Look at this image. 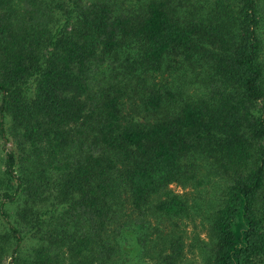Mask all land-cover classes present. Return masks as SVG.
<instances>
[{
	"label": "trees",
	"instance_id": "1",
	"mask_svg": "<svg viewBox=\"0 0 264 264\" xmlns=\"http://www.w3.org/2000/svg\"><path fill=\"white\" fill-rule=\"evenodd\" d=\"M261 3L0 0V264H264Z\"/></svg>",
	"mask_w": 264,
	"mask_h": 264
},
{
	"label": "rangeland",
	"instance_id": "2",
	"mask_svg": "<svg viewBox=\"0 0 264 264\" xmlns=\"http://www.w3.org/2000/svg\"><path fill=\"white\" fill-rule=\"evenodd\" d=\"M262 11V29H261V57L264 60V3L260 4ZM196 181H204L201 180V178L196 177L194 181H188V184L182 186L181 184L172 183L169 185V188L177 194H185L188 198L189 202H192L193 195L199 194V198L196 199L195 202H192L194 204V214H189V216L186 218V220H182L181 228L182 231L181 234L184 239V243H186V247L184 249V258L186 260L188 259V263L192 264H200L197 257H195V251L191 250L188 247L189 243H192L193 237H198L199 239L206 240V219L205 214L210 210L211 206L213 205V201H208L207 204H202V200L204 197L210 196L211 193H217L218 187L214 183L216 181L214 180H208L204 181L201 184L200 182L196 183ZM211 197V196H210ZM147 264H150L147 262Z\"/></svg>",
	"mask_w": 264,
	"mask_h": 264
}]
</instances>
